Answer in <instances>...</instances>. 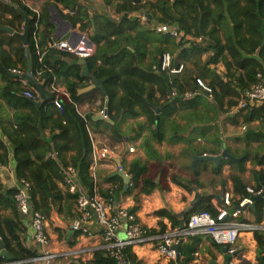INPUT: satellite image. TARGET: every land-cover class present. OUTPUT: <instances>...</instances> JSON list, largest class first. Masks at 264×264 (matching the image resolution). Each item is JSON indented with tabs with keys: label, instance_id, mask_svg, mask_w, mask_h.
I'll list each match as a JSON object with an SVG mask.
<instances>
[{
	"label": "trees",
	"instance_id": "trees-1",
	"mask_svg": "<svg viewBox=\"0 0 264 264\" xmlns=\"http://www.w3.org/2000/svg\"><path fill=\"white\" fill-rule=\"evenodd\" d=\"M104 3L114 6L115 13L121 16V19L115 23L107 17H94L96 31L89 38L95 45V52L85 60V65L95 79L106 78L103 87L104 97L107 99L108 121L117 124L122 118H137L139 114L136 113V106L146 111L145 116L153 129H149V136L143 139L141 147L148 154L152 153L148 146L150 139L160 142L163 138L162 121L158 118L156 122L154 109L161 112L171 111L172 105L176 101L187 100L190 97H186V93L196 91V79L204 81L202 76H194L189 72L184 64V70L179 75L168 77L165 73L159 72L157 66L160 58L164 53L171 55L169 51L159 52L158 61L156 62L154 59V62L146 70L139 68L138 64L148 55L145 40L148 43L157 39L156 35L162 36L155 32L157 27H176L178 34L203 40L205 42L203 48L189 42L192 47L191 52L200 55L202 52L210 53L212 51L214 57L208 61L206 66L218 62L224 65V76L203 68V71L208 72L205 75V78H209L206 85L211 89V97L214 100L231 96L235 101H231L229 105L236 107L238 106L237 100L239 102L244 93L257 82V76H264V0H104ZM13 5L20 7L30 17V31L27 49L16 38H0V77L2 80H6L2 96L8 99L9 104L13 102L18 107L32 109L38 117L39 126L49 123L50 131L54 134L47 145L42 143V134L38 131L25 138L11 140L16 159L17 180L28 184V196L33 207L44 216H47L50 208L57 204L60 206L59 211L62 209V203H65L64 207H68V209L72 208L73 204L75 208V195L68 192L64 183V169L67 167L77 170L78 181L88 194L91 195L96 189L98 195L100 193V196L105 199H113L110 190L99 191L92 176L91 160L89 159L91 141L86 131V122L73 105V102L81 99L76 95L79 85L67 79L73 76L81 81L82 78L80 77V67L76 63L68 65L66 62L70 54H65L60 50H46V56L43 57V65L46 70L41 72L39 77V81L44 82V87L53 79H56L57 82L58 77L65 78L64 84L69 92L71 102L62 99L61 109L54 107L52 95H46V100L40 105L36 104L39 99L31 100L25 97L24 92L29 87L28 84H22L20 79V76L25 74L29 60L32 63L33 78L36 77V70L39 66L33 41L35 21H37L38 27L35 36L42 51H45L43 50L44 37L52 33V26L48 21L47 14L50 6L60 5L63 9L75 11L72 17L67 14L63 15V13L62 16L67 17L73 27L79 24L80 30L90 27V18L87 12L80 9L75 10L77 6L75 0H47L36 20V14L25 8L18 0H11L9 3L0 2V25L10 27L17 33L22 31L21 25L24 19ZM142 17H145L144 21H142ZM86 20L87 25L84 24ZM226 27H228V31L224 33ZM133 32L135 36L131 35ZM220 36L223 37L224 44ZM167 38L172 39L168 36ZM53 51L58 52L59 55L54 57ZM188 55L191 57L192 53ZM172 63L173 65L182 64L173 57ZM13 70L19 71L20 75L13 74ZM118 87L123 92V96L119 98H117ZM173 90L175 95L171 94ZM154 92L159 94L160 98H155ZM200 93L203 94V92ZM236 117L245 126L243 139L246 147L252 149V152L241 156L239 162H236L237 160L227 162L232 170L236 168L239 172L245 171L247 163L253 168L259 167V170L252 169L250 174L254 175L259 183L255 187L264 189L262 168L264 166V149L261 147L264 142V101L256 107H249L246 110L239 109ZM29 121L19 119L17 121L18 128L21 127L20 122L27 125ZM115 124L110 125L106 122V127L111 132L112 139L122 141L124 135L120 134ZM137 136H140V131ZM71 143L76 146V155L68 163L63 159L61 153L72 149V146L69 148ZM1 150L3 154L0 155V163L5 164L7 152L0 142ZM220 172L221 166L214 171V174ZM147 173L146 165L139 159L132 161L127 170V174L131 177V186H129L128 192L138 190V195L149 194L154 185L146 177ZM116 179L119 183L121 182L120 178ZM230 180L234 189L231 202L232 206H236L238 204L237 197L246 195L247 186L236 173L230 175ZM174 181L179 185H184L177 179ZM16 193L15 188L6 189L0 183V240L6 252L12 257L10 261L0 258V264L19 261L26 264L39 256L36 250L24 245L22 235L26 223L19 218L20 213L15 202ZM210 198L212 197L202 198L200 202H197L200 207L194 208L191 214L208 212L214 215L209 205ZM6 210H9L10 217L2 214ZM250 212L254 217V224L261 226L264 221L263 197L255 203L254 209ZM241 219L245 221V219ZM187 220L188 218L184 222ZM76 233L81 234V232ZM252 235L256 243L258 261L264 262V231L256 230L252 232ZM196 245L194 243L182 247L180 251L184 258L182 264H186L191 259ZM213 245L215 248H219L214 243ZM128 248L130 247L124 249V254L131 263L133 260L129 255ZM90 264H116V262L105 251H99L94 254V260Z\"/></svg>",
	"mask_w": 264,
	"mask_h": 264
},
{
	"label": "crops",
	"instance_id": "crops-1",
	"mask_svg": "<svg viewBox=\"0 0 264 264\" xmlns=\"http://www.w3.org/2000/svg\"><path fill=\"white\" fill-rule=\"evenodd\" d=\"M28 1L38 10V13H40V10L47 0ZM75 1L77 2L75 10L80 9L81 11L87 12L90 18V27L84 30H80L79 24L73 27L68 21V18L62 16V13L63 15L67 14L72 17L75 11L63 9L60 5L57 7L50 6L47 14L49 17L48 21L52 26V33L60 34L61 36L66 35L64 38H67V34L71 31V33L73 32V38L69 37L71 41L76 42L80 39H87L90 41L89 36H92L96 31V28H94V17H107L115 23H118L121 19V16L115 13L114 6L106 5L104 0ZM51 7H54L56 12L60 15V18L70 23L71 26L68 27L66 23H60L55 20L56 18L54 12L51 11ZM84 24H88L87 20ZM21 26L24 27V21ZM169 28L177 32L176 27ZM227 31L228 27L225 28L224 33H227ZM22 32L23 28L20 33ZM157 34H161L162 36L156 35L158 38L148 43H146L145 40L148 55L138 64L140 69L146 70L149 65L154 62V59L157 62L159 59V52L169 51L172 57L184 64L187 70L194 74V76H202L206 84L209 82V78H205L208 72L203 71V68L204 70H210L212 73L224 76L225 68L221 62L206 66V64L209 63L208 61L214 57L212 51L210 53L202 52L200 55L199 53L191 52L192 47L189 42H193L203 48L205 47V42L203 40L192 39L184 34H178V32L176 37L162 33ZM131 35L135 36V33L133 32ZM163 35H167L172 39ZM4 37L16 38L8 33L0 32V38ZM220 39L224 44L225 42L222 36H220ZM186 41L188 44L185 43ZM20 43L26 48L21 41ZM88 45L91 46L93 55L95 52V45L92 41H90ZM130 49L132 50V48ZM53 52L54 57L59 55L58 52ZM189 53H192L191 57H189ZM86 59L87 58H82L77 54L69 55L66 62L68 65L76 63L80 67V77L82 80L79 81L73 76L67 79L79 85V88H77L78 94L76 95L78 97L80 96L81 99L77 102H73V105L77 113L85 120L87 133L90 131L92 134L90 138L91 154L89 159L91 160L93 150L107 149L110 153L109 157L100 162L95 170L92 171L94 182L96 186H98L99 191L104 192L105 190H110L113 194L114 205L133 212L138 222L148 230L150 235L158 236L162 233L166 234L172 230L173 227H178L180 220L179 216L187 208L192 206L194 201L197 203L200 202L202 198L206 199L207 197H212L220 203L222 194L225 192L230 193L233 198L234 189L230 180V175L232 173L238 174L247 187L258 186L259 183L257 179L254 175L250 174V171L252 169L259 170V167L253 168L247 163L245 164V171L239 172L236 168L233 170L231 169V166L227 162L231 159L225 157L222 158L217 165L209 161L199 160L201 157L218 156L221 155L223 151H226L227 154L231 156L232 161L237 160L236 162H239L241 156L250 151L252 152V149L246 147L243 139L245 126H243L239 118L236 117L239 108L238 106L231 107L229 105L231 101H235L233 97L225 96L222 99L214 100L213 97H209L205 93H197L187 100L181 99L176 101L174 105H172L171 111L161 112L158 109H154L156 122L158 118L162 121L163 138L160 142L150 139L148 146L152 153L148 154L141 147L143 139L149 136V129H153L145 116L146 111L136 106V113L139 114L137 118H122L117 124L110 120L108 121V119L102 120L100 111L103 110L106 112L107 109V99L104 97L105 90L103 87L106 78L98 80L92 77V74L85 65ZM19 67L21 66L19 65ZM27 67L25 69V74ZM39 67L40 66H38L36 71L40 70ZM25 74L20 76L21 83L25 85L28 84V87L36 91L40 98L37 89L25 79ZM39 79L40 78L37 76L33 78L37 83H42L43 81L40 82ZM94 80L101 81V84L97 85ZM5 81L6 80H2L0 77V142L6 148L7 152L5 159L6 163H0V183L6 189H21L22 184L16 178V159L10 143L11 140L15 138H25L38 131L42 134V143L47 145L54 134L50 131L51 126L49 123L39 126L38 117L32 109L28 107H18L17 104L13 102L11 104L8 103V99L2 96L3 87L6 84ZM57 82V85L67 95V98L64 99L70 101L69 92L64 84L65 78L60 76L57 78ZM46 87L42 86L45 98H47L46 95H48ZM122 96L123 92L121 88L118 87L117 98ZM153 96H155V98H160L159 94L157 95L156 92H154ZM19 119H27L30 121L27 125L20 122L21 127L18 128L19 124L17 121ZM106 122L110 125L115 124L117 126L120 134L124 135L122 141H116L111 138V132L106 127ZM139 131L140 136H137ZM261 145L264 149V142ZM71 146L72 149H67V151L61 153L63 159L68 163L71 162L76 155V146L72 143L69 144V148ZM130 148L133 149L132 153L129 152ZM1 154H3L2 150L0 151V155ZM135 159H139L148 169L146 177L149 178L154 185L153 190L149 194L138 195V190H131L128 192L131 181L125 189L123 179L117 174L118 167L127 174L131 162ZM219 166H221V172L219 174H214V171L218 169ZM262 168L264 171V166ZM117 177L121 179L120 183L116 179ZM174 179L179 180L184 185L177 184ZM77 182L78 185L82 187L80 181L77 180ZM235 196L237 195L235 194ZM99 197L105 200L104 197L100 196V193ZM64 205L65 203H62L61 211H59L60 206L58 204L51 207L48 215L45 216L47 221L46 233L49 239L48 250L58 255L51 264H90L94 260V254L103 251L102 247L104 243L99 234L100 228L96 224H92L89 227V236L73 232L70 229V224L75 217L74 204L70 209L64 207ZM194 205L191 210L184 214V221L191 215V212L195 208ZM250 210L253 209L248 208L243 217L246 222L251 221L250 223L254 224V217ZM2 214L6 217H10L9 210L4 211ZM19 218L26 223V228L22 235L24 245L32 250H36L39 255L40 249L33 241V235L29 225L23 216L19 215ZM175 223H177L176 226H174ZM261 226L264 227V221ZM194 243L197 244L195 252L186 264H208L210 260L222 264L223 255L220 252L221 247L218 246V249L215 248L213 245L214 242L209 236L191 237L187 239L186 242L182 243L179 250L182 263L184 262V258L180 252L182 247ZM235 250L238 252V255L230 260L232 264L258 261L256 243L252 233L240 236ZM128 252L133 260L130 264H176L175 260H170L158 252L156 241L145 242L130 247L128 248ZM26 264L42 263L30 261Z\"/></svg>",
	"mask_w": 264,
	"mask_h": 264
},
{
	"label": "built area",
	"instance_id": "built-area-1",
	"mask_svg": "<svg viewBox=\"0 0 264 264\" xmlns=\"http://www.w3.org/2000/svg\"><path fill=\"white\" fill-rule=\"evenodd\" d=\"M11 0H0L3 3H9ZM25 8L36 14L38 19V10L28 0H18ZM142 21L145 17L141 18ZM37 21H35L33 41L35 54L38 59L40 70L36 71V76L40 77L41 72L46 70L43 65V57L46 50H60L68 54H77L82 58H88L92 55V48L83 39L73 42L70 40L72 36L69 31L68 39L64 38L66 35L47 34L44 37V47L42 51L39 46L38 40L35 36L37 30ZM157 33L168 34L173 37L177 36V32L167 26H159L155 29ZM70 37V38H69ZM159 72L165 73L168 77L179 75L184 70V65H173L172 56L169 53H164L157 66ZM13 74L20 75L19 71L13 70ZM31 77L32 74H30ZM197 89L193 93H186V97H191L196 93H206L209 97L212 95L211 89L201 79H196ZM48 94L53 96V105L57 109H61L62 99L67 98L66 93L57 85L55 79L50 81L46 87ZM172 91V95H175ZM24 96L37 100L39 95L33 89H28L24 92ZM264 101V76L258 75L257 82L247 90L238 102V108L246 110L249 107H256ZM102 120H107L105 111H100ZM91 138L92 134L88 131ZM129 152L132 153L133 149L130 148ZM110 153L107 149L93 150L91 155V171H94L97 165L107 159ZM117 172L124 171L118 167ZM1 174V172H0ZM77 170L73 167L64 169V183L68 191L75 195V213L76 217L70 224V229L74 232H81L82 235H90L89 227L96 224L100 228V236L103 241L102 250L112 259L116 264H130L127 260L124 249L133 247L150 241L157 242L158 252L170 259L175 260L178 253L174 249L179 243H184L187 239L196 236H209L213 242L220 247L226 248V253L232 255L236 252L235 246L237 244L239 235L241 233H252L256 230H264V227L255 225L244 219V213L250 206L254 204L253 199L261 197L264 194L263 188L247 187L245 190L246 195L237 197L238 204L232 206V195L228 192L222 194V200L219 203L215 198L209 199V205L214 212V215L208 212L193 213L189 216L188 220L184 222L182 227H175L166 234L158 236L150 235L148 230L136 219L135 214L130 213L128 209L123 207H116L114 199L109 198L102 200L97 190L94 189L90 195L82 187L78 185ZM22 184L21 189H16L15 195L16 207L21 216L29 225L32 231L33 241L40 249V254L37 258L33 259L34 262L42 264H51L58 256L48 250L49 239L46 233V217L40 212L36 211L28 196V184L20 181ZM195 209L200 206L195 203ZM245 209V210H243ZM121 234V235H120ZM23 261L9 262L4 264H23ZM232 264V263H230ZM238 264H264V262L252 261L241 262Z\"/></svg>",
	"mask_w": 264,
	"mask_h": 264
},
{
	"label": "water",
	"instance_id": "water-1",
	"mask_svg": "<svg viewBox=\"0 0 264 264\" xmlns=\"http://www.w3.org/2000/svg\"><path fill=\"white\" fill-rule=\"evenodd\" d=\"M13 7L18 11V13L24 19L23 32L22 33H17L13 29L8 28V27H3V26H0V32H5V33H8L9 35H12V36L16 37L17 39H19L24 44V46L28 47V36H29V31H30V17L20 7H18L17 5H13ZM51 11L54 12V16L56 18L55 20L59 21L60 23H66L68 27L71 26L70 23L63 21L60 18V15L56 12V10H55L54 7H51ZM72 36H73V34H72ZM84 40L90 44V41H88L87 39H84ZM30 74H31V61L29 60L28 61L27 71H26V74H25L24 77L39 92V94H40V101L37 102V105H40L45 100V95H44L43 88H42L43 82L42 83H37L35 80H33V78L31 77ZM94 81H95V83L97 85H100L101 84V81H98V80H94ZM224 157L232 160L231 156L228 155L226 151H223V153L221 155H218V156H204V157L199 158V160L209 161V162H212L215 165H217L220 162V160L222 158H224ZM117 174L123 179L124 185H125L124 188L126 189L128 187V184L131 181V178L127 174H125L123 172H118ZM262 197L264 198V194L261 197L254 198L253 199L254 204L252 206H250L249 208L250 209H254L255 203L258 200H260ZM195 203H196V201H194L192 203V206H190L184 212L181 213V215L179 216L180 217V220H179V226L178 227H182L183 226V224H184V219H183L184 214L186 212H188L189 210H191L193 208V205ZM243 210H245V209H243ZM181 245L182 244L179 243L178 245H176L174 247V249L178 253V255H177L176 259H175V263L176 264H182L181 258L179 256V250H180V246ZM220 252L223 255V262H222V264H230V260L233 257H236L238 255V252H235L232 255L227 254L225 247H221ZM0 258H5L6 260H12V257L6 252V250L4 248V245H3V243H2L1 240H0ZM208 264H219V263H217L214 260H210Z\"/></svg>",
	"mask_w": 264,
	"mask_h": 264
},
{
	"label": "rangeland",
	"instance_id": "rangeland-1",
	"mask_svg": "<svg viewBox=\"0 0 264 264\" xmlns=\"http://www.w3.org/2000/svg\"><path fill=\"white\" fill-rule=\"evenodd\" d=\"M251 222V221H250ZM262 231H264V230H262ZM249 233H241L240 235H239V237L240 236H244V235H248ZM238 242V241H237ZM245 259V258H244Z\"/></svg>",
	"mask_w": 264,
	"mask_h": 264
}]
</instances>
